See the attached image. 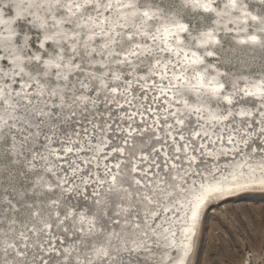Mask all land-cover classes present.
I'll use <instances>...</instances> for the list:
<instances>
[{
  "label": "snow or ice",
  "instance_id": "6c2138e0",
  "mask_svg": "<svg viewBox=\"0 0 264 264\" xmlns=\"http://www.w3.org/2000/svg\"><path fill=\"white\" fill-rule=\"evenodd\" d=\"M27 8L0 0V264H188L207 204L264 190V0ZM251 220L215 264H264Z\"/></svg>",
  "mask_w": 264,
  "mask_h": 264
},
{
  "label": "rangeland",
  "instance_id": "374dc122",
  "mask_svg": "<svg viewBox=\"0 0 264 264\" xmlns=\"http://www.w3.org/2000/svg\"><path fill=\"white\" fill-rule=\"evenodd\" d=\"M27 1L18 0L20 5ZM12 16H15V10ZM4 17L9 18L7 15ZM240 55L243 59L234 70L248 71L244 60L257 69L260 67V53L246 55L241 52ZM252 55H255L254 60ZM261 210H264V192L245 193L211 204L204 214L195 254L189 264H215V261L225 258L229 249L235 252L237 245L242 248L247 235L245 222L251 227V217L259 220Z\"/></svg>",
  "mask_w": 264,
  "mask_h": 264
},
{
  "label": "bare ground",
  "instance_id": "6f19581e",
  "mask_svg": "<svg viewBox=\"0 0 264 264\" xmlns=\"http://www.w3.org/2000/svg\"><path fill=\"white\" fill-rule=\"evenodd\" d=\"M30 3H31V0H28L27 2H22V5H20L21 6V9L28 10L27 5L30 4ZM3 19L7 20L9 18L3 17ZM2 30H3V26H0V31H2ZM251 192H264V190H260L259 188H246V189H242V190H238V191H233L232 193H229V194H225L223 196H220L218 199H213L209 204H207V206L203 210V214L201 216V220H200V224L198 226L197 234L194 237L193 249H192L191 254L188 257V264L190 263V261L194 257L195 250H196V247H195L196 246V242H197V240H198V238L200 236V231H201L202 223H203V220H204V214H205L206 210L208 209V207L211 204L215 203V202L223 201V200H226V199H229V198L238 196V195H242V194H245V193H251Z\"/></svg>",
  "mask_w": 264,
  "mask_h": 264
}]
</instances>
